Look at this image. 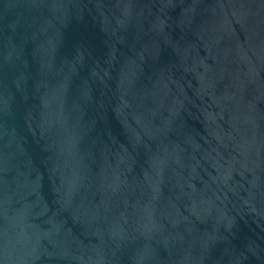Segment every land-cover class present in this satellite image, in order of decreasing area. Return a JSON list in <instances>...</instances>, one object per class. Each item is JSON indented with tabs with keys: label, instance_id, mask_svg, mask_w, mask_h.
<instances>
[{
	"label": "water",
	"instance_id": "water-1",
	"mask_svg": "<svg viewBox=\"0 0 264 264\" xmlns=\"http://www.w3.org/2000/svg\"><path fill=\"white\" fill-rule=\"evenodd\" d=\"M0 264H256L130 0H0Z\"/></svg>",
	"mask_w": 264,
	"mask_h": 264
}]
</instances>
